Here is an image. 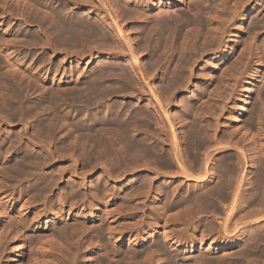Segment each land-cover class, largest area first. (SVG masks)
<instances>
[{
  "label": "bare ground",
  "instance_id": "obj_1",
  "mask_svg": "<svg viewBox=\"0 0 264 264\" xmlns=\"http://www.w3.org/2000/svg\"><path fill=\"white\" fill-rule=\"evenodd\" d=\"M38 1L39 0H0V10L2 11V14L4 13L5 16H13V18L15 16L17 17L18 14H21V16L16 18L18 20L17 23L20 24L21 22V25L24 24L29 28L32 26L35 28L36 25L35 30L36 32L37 30L39 31V33H35V35L31 32V29L30 31L27 29L28 31L26 30L25 32H22V29L19 28L17 30V28L15 29V27L13 28V26L8 25L11 23H7L8 26H6L3 20L0 23V36L2 35V32L4 33V37H0V46H2V42L7 39L5 45H12L11 47L14 46L16 50L18 48L21 53L26 51L24 57L21 58L19 57L20 55H14L7 50L9 51L7 52L8 59L11 63L10 73H8L9 71H6L9 69H5L6 72L3 69L0 71L1 73L3 71L5 72L1 74L3 77L0 78V185L4 183L6 186L3 187L2 185V187H0V196L3 193H9L5 192L7 189L10 190L17 184L25 183L21 189L18 187L20 193L18 192L19 194L14 196V198L8 202V206L4 209H6V211H16L18 217L24 219L27 213H31L35 209L33 204L39 200L41 202V199L51 197L54 189L59 187L61 183L65 182V176L68 173L73 174L75 172L76 175L73 176V181L70 179L71 181L69 183L64 184V186L62 185L63 189L61 188L62 191L60 190L61 193H59L58 201L61 207L58 209L55 208V202L50 204L51 207L49 208L54 212L53 217L51 216V218L56 222H59L61 219H72L71 226L74 229H71L70 232L73 231V233L77 232L79 229L80 231L82 230L79 226L74 227L76 226V223L82 224L83 227H85V231L90 229L93 230V228L97 231L105 218L110 224L108 229L105 226L108 230L106 231L109 237L114 240L116 238V243H125L128 241L131 244L143 245L142 243L150 238L146 233V227V230H143L142 227H139L142 224L138 226V224L132 222L129 224L127 223L128 226L125 225V223L124 226L123 224L120 225L119 220L122 218L126 220L133 219L132 213L129 212L133 207L124 210L126 209L124 208L125 205H128L129 203L126 202V204L122 205L123 203L121 204L119 197L121 198V196H123L122 198L124 199H131L142 193L144 195L145 193L143 191L145 190V187L147 189L146 194L149 195L153 191V187L157 184L155 190L158 195L155 194L157 195L155 202H157L158 207L162 210L160 211L161 214L157 215H161L160 221L163 222L161 223L156 220L158 221L157 226L164 227L165 237L171 242L172 246H176V248L177 246H184L186 248L188 246V248L192 250L195 249L196 246H199L200 243L203 245L202 247H204V249L209 251L217 250L223 251V253L230 251L228 254L226 252V255H214L215 257L213 258L216 260L217 264H244V261L246 264H252L248 261L249 259L251 261L253 254V256H255V253H258L261 256L264 255V86L263 88L261 87V91L256 95V97H258V101L256 100L258 103H255L256 101L254 102L256 105L251 107L253 110L249 113L250 115L248 114L250 109L247 106L248 102L235 105V108L228 112L230 122L225 124L223 130L219 122H215V124L210 127L211 124L206 125V123H204L207 121L206 118H197L195 112L198 111L199 105L197 106L196 103H199V98L202 99V97L207 94H203L204 89H206L202 87L203 85H200L199 88L197 87L198 91L195 95L193 94L192 96L188 94L189 100L183 102V108L180 110V113L177 111V114L176 111H173V107L175 108V106L172 102L175 91L180 89V86H184V82L192 77L193 73L191 74L189 69L194 65L195 59H197V53L195 52L197 51V44L200 37L202 36L203 38V35H205L203 34L205 23H208L206 24L208 25V32L206 31L207 29L204 30L206 31V35L209 32H211V34L215 32L214 34L217 36V32L219 33L221 28L217 25L218 29H214V22H218L221 27H224L223 30H221V33H223L227 28L225 21H232L234 19L236 21L237 17H242V24L247 14L253 12L254 14L250 17V27L248 32L250 31L251 40L254 41V37H257L258 32H260L259 28H264V0H257L258 2L253 8L251 7L253 0H233L234 3L232 4V7L230 6V2H232L231 0H169L167 2L168 5L164 3V0H159L161 3L159 8H162L165 4L166 7L162 8L156 14H152L151 12L156 9V4H159L157 0H62L65 1L63 4L59 2L60 5L58 6H56V4L51 5L52 8L53 6L56 7L50 10L45 8L42 4H38ZM47 1L48 0H46V2ZM211 1L214 3L216 2L214 14H212V12H207L212 10L210 8L212 7L210 3L212 4L213 2ZM46 2L44 0L45 4ZM20 5L22 7L27 6L30 10H22L20 9ZM258 5L260 6L257 7ZM179 6L180 10L178 12L175 7ZM14 7L16 10L18 8V10L20 9L22 12L20 13V11L17 10L19 13L17 12L16 15ZM83 8L85 11L87 10V13H84ZM207 8L210 9L206 11ZM1 11L0 15H2ZM13 14H15V16ZM205 14L208 15L205 16ZM205 17H207V21L205 20ZM13 20L15 21V18ZM127 20L133 21L136 24L138 23L136 41L135 38L133 39L131 37L127 25H124ZM242 26L243 25H240V30H242ZM34 28H32V30H34ZM11 31H14L15 35L12 36ZM249 33L248 36H250ZM214 34H212L213 37L211 38V42L219 40H215L216 38H214ZM206 35L204 36L205 40L203 43H208L206 40L210 36V33L209 36L207 35V38ZM137 41L139 42L138 45L141 46L140 49L145 53L151 54L150 58H147V63L143 64L141 62V58L138 55L139 47L136 45ZM217 42L215 43L217 44ZM243 42L246 43V39ZM248 45H250V42ZM35 46H41L46 48V50L48 49L49 53L47 54H50V59L59 58L61 63L58 64L57 61V65H51L50 63L49 69L41 71L40 68L44 65L41 66L40 64L48 59L46 58L47 55L44 54L46 51L43 52L42 56H40V53L36 58L33 53L35 60L33 61L34 58L30 60L31 62H29V65L26 67L30 76L27 75V71L23 69L26 61H21L20 59H29L33 52L30 53V50H33V48L30 49V47ZM261 46L264 51L263 45ZM248 49L247 53H250V49ZM262 49L261 52H263ZM243 50H245V47H243ZM256 51L254 52L256 53ZM2 52L3 51L0 52L2 57L6 56H3ZM254 52H251V54H254ZM256 55L259 56V53L257 52L255 56ZM1 58L0 68L2 66L1 63H3V61L1 62ZM86 58H89L90 62H95V65L93 64L94 66L87 74L81 71L80 68V65L88 64ZM101 59L103 62L99 61ZM245 59L247 60V58ZM28 61L26 64H28ZM98 61L101 64H98ZM114 61H124L125 65H117ZM68 63L69 66L67 65ZM162 65H165V68L163 69L161 78L165 80L164 82H167L166 89H168L167 92L163 87L167 92L165 93L164 91L165 95L167 94L165 97L162 94L163 91L159 86L160 83L157 79ZM6 67L7 66H5V68ZM35 67L37 68L35 69ZM21 69L27 74L24 72L22 73ZM61 69L63 70L62 73ZM53 70L55 73L53 72L54 75L52 74L53 76H51ZM7 73L9 75H4ZM48 83L52 84L50 85ZM185 92L190 93V90L187 88ZM136 93L141 96L140 99L137 98V101L145 100L146 107L141 105L131 106L132 104L129 105L130 102L127 103L126 99L133 97L132 95H135ZM137 94L136 96L139 97ZM114 98L122 99L121 101H116L113 100ZM204 101L203 102L206 103V99ZM192 103H195L194 105L197 106L195 107L197 108V111L193 110V113L191 112ZM62 105L69 106V111H72L70 113L73 114L74 119L70 121V124L69 122H66L67 119L62 118L61 116L67 112L66 110L61 114L54 111L55 116L52 115L55 118L54 121L52 120L53 117L50 113L47 112V110L53 111L59 109ZM210 106L207 108H210ZM103 107L104 109H102ZM39 111L41 113L46 112V114L42 116L40 120L37 119L38 123H36V131H33V125H31V131H33V133L35 132L34 136L36 137L33 135H28V137H26L29 140L30 145L27 142V144L23 143V141L26 140H20L19 130V136L14 134L17 136L16 137L12 135V133H7L10 132L8 131L9 129L4 130L5 127L4 129L2 127V120L6 117L5 115L12 118L15 122L18 119L20 121V118H23L24 114H29L25 115V117L29 116L30 118L31 113L37 115ZM201 111H198L199 114ZM234 112L235 114H233ZM64 115L66 117L69 116V114L66 113ZM211 115L213 117V114ZM248 115L250 116L249 118H247ZM8 117H6V120L4 119L6 122L9 120H7ZM48 117L50 119L44 121ZM60 118L64 120H61V122L64 123L62 125L68 128V130H63L69 132L63 133L62 129L57 127L61 126V122L59 121ZM23 119L27 121V118ZM23 119L21 121H23ZM56 119L59 121L60 125H54L53 122L56 123ZM49 120L50 122L52 120L51 123L53 124H51ZM234 123L236 127L233 128L232 125H234ZM152 128H154L153 130H156L155 133L152 132ZM22 129L24 130V128ZM23 130L21 134L24 132ZM26 131L25 133H27ZM71 135L74 136L72 141L70 140ZM37 137L39 139L47 138L49 143L53 140L57 141V149L59 150H69L72 153L78 151L81 156L79 158L83 160L85 166L89 167L85 168L86 170H84V172L88 171L87 169L91 170L100 164H104V167L100 165L104 168V183L101 182L100 179L103 176L97 178L98 180L96 179L97 182L95 183L92 181L89 183L90 179L88 180L87 177L82 178L81 175L78 174L79 172L76 171V167H74V164L76 163L74 162V158H72L74 160L71 163H64V167H59L61 169L57 168V173L54 170L51 171V169L50 171L48 170L51 173L47 172L46 168L52 163L51 159L57 158L60 154L57 156V150L55 154L52 147L48 148V151L46 150L44 155H41L40 153L37 154L35 149L48 147H44L45 144L47 145L45 142L46 140L44 141L42 139L45 143L42 144L43 141L40 140L41 142H39V140H36ZM68 140H70L69 143L67 142ZM66 152L68 153V151ZM3 153L5 156L2 155ZM2 157L5 159H2ZM215 158L221 159L216 161ZM73 162L74 164H72ZM70 168H73L75 171H70ZM160 169L161 171L165 169L166 172L160 173ZM129 171L134 174H131L133 177L131 179L129 178V182H127L128 180L126 176V179L120 178L121 180H118L119 177H123L122 174L129 173ZM89 172L90 171L87 173ZM74 179H78L76 183L74 182ZM187 181H189L188 185L186 184ZM111 182L114 184L119 183V185L121 182L122 185L119 186V189L118 187L112 189V186L110 189L108 185H111ZM190 182H194L195 186H192L191 188L192 184H189ZM127 185H129V187L132 186L133 192L132 189L129 188V190L127 189L128 191L126 190L127 192H124L123 187ZM88 186H91L90 189H93V192L95 191L94 194L96 197L97 194L99 195L102 194V192L107 191L104 196H108V198H106V201L104 202L105 208L103 207L102 209V212L104 209L106 211L105 217L102 216L104 214L101 215V208H98L99 205L96 206V209L93 208L95 205L92 206L89 204L90 202H88L87 205L88 208H90L89 212L86 210L87 208L84 207V204L86 203L83 204V202L86 196H83V193L85 192H83V190ZM2 188H6V190L2 191ZM140 189L144 190L140 192ZM99 190H102V192L100 193ZM4 195L1 197L2 199L4 198ZM100 197L102 198V195ZM90 198H92V196H90ZM102 200H104V198ZM215 200H219V202L216 204ZM219 203L222 207L224 206L222 210L224 214L220 211ZM115 204H117V206ZM81 205L82 208L80 207ZM139 205L140 204H138L137 207L134 205L133 209L138 208ZM68 206H70L68 209L69 211L66 209ZM79 208L82 210H79ZM139 208L141 207L139 206ZM139 208L136 210L139 211ZM209 208L214 210H212L213 214H217L216 216L214 215L215 217L213 216V220L216 219L219 222V227L218 224H214V222L213 224L209 223L210 226H207L210 228L209 232L216 231L215 237L210 242L207 241L208 243H206V240H204L203 237H200L203 235L199 236L200 239L197 238L198 236L195 238L193 235L192 237L197 240V243L193 241V238L190 240L189 237L190 244L187 245V243L184 242V239H186L187 236H184L181 232L179 234H183V236H177L174 231L172 232L171 230H168L167 224L169 223V220H173L174 225L177 226L179 221H183L182 218L185 217L183 215L185 212L189 211L190 215L189 213H186V215L191 217V215L195 216L196 213L203 214V212H205L207 214ZM6 211L3 212L5 213ZM130 211L132 212V210ZM169 211H171V213H169ZM75 213H77V215ZM36 215L40 216L41 212L34 211V216L36 217ZM134 219H137L136 216ZM205 220L207 221L208 219ZM205 220L203 218V222ZM136 221L139 220L137 219ZM209 221L210 220H208V222ZM188 222L186 221V223ZM208 222L205 223L207 224ZM131 224H134L135 227L132 228ZM152 224L154 225V223ZM188 224L192 225L193 223L191 224L190 222ZM68 225L70 224L68 223ZM204 225L202 229H206L204 232H207L208 228L206 225L204 227ZM157 226L151 227V238H153V236L156 238L160 234L161 228L159 227V229ZM61 227H63L62 229L65 231L66 229H68V231L70 229L66 228L67 226L65 227V225ZM86 228L89 229L86 230ZM41 229L42 231L37 233L38 238H35V241L38 239L39 242L44 239V241H47L46 244L48 245L49 240L46 239L48 238L53 241H49L50 244L52 242L51 246H54V240L52 239L56 233L54 232V229H45L42 227ZM141 229L143 231H140ZM148 229H150V224ZM203 230H201V234H203ZM100 231L104 233V231L98 230V235L100 234ZM81 232H84V230ZM74 234L72 237H74ZM77 235L80 236V234ZM103 235L101 234L100 236ZM55 238L57 237L55 236ZM74 239L76 238H73V240ZM44 241H42V243ZM159 241L155 243V240V242L153 241L154 243H151L146 247L144 246L141 249L139 248L137 252L128 249L125 254H111L112 252L109 251V249L107 250V248H104L105 251L103 254L99 253L101 256H94L95 254L93 255L92 253L94 257L98 256V261H96L97 258L95 260L93 256H90V262L87 264H131L133 261L135 264L137 259L143 254H145L144 259L139 261V258L136 262L137 264H155V261L160 259L156 260V254H154L157 250L156 248L160 247L161 249V246L158 245L160 243ZM2 242L3 236L0 234L1 251L4 249ZM61 242L64 244L65 241ZM91 242L90 244L93 243ZM75 243H78V241ZM94 243L93 245L96 246ZM96 243L99 244L98 242ZM80 245H74V247ZM81 246L80 248H82ZM22 247L23 245L21 241H15L12 249L13 264H24ZM48 247L45 245L43 250L48 249ZM96 247L98 248V246ZM163 250L161 249L162 252ZM75 252L78 254L76 250ZM201 252L203 253V251H200V253ZM82 253L83 252H81V254ZM165 253H167V255ZM165 253L168 262L164 264H188L187 259L189 257H180L181 254L179 253L180 255H178L176 250ZM200 253H198V255ZM72 254V256H76L74 253ZM203 254L199 256L197 255V261L209 264L210 262L208 263L206 261L209 259L207 258L209 254H206L207 257ZM83 256L84 255L82 254V257ZM256 256L254 258H256ZM261 256H257L260 258H258V260L264 258L263 256L261 259ZM159 257L162 258V256ZM204 258L207 259L204 260ZM68 259H70V257ZM73 260L72 262L69 261V263H73ZM160 261L162 260L160 259ZM160 261H157V264H163ZM79 263L82 264L81 259ZM34 264H38V262H35ZM253 264H256V262H253Z\"/></svg>",
  "mask_w": 264,
  "mask_h": 264
},
{
  "label": "rangeland",
  "instance_id": "obj_2",
  "mask_svg": "<svg viewBox=\"0 0 264 264\" xmlns=\"http://www.w3.org/2000/svg\"><path fill=\"white\" fill-rule=\"evenodd\" d=\"M27 1V0H26ZM50 0H48L47 2L49 3V5H48V3L46 2V0H45V2H46V4L44 3V0H39L38 1V4H42L45 8H47L48 10H50V9H53V8H55L56 6H58V5H60V3L61 4H63L65 1H58V0H51L50 2H49ZM158 1V3L159 4H156L157 6H156V9H154V10H152V14H156L158 11H160L162 8H164V7H166L165 5L167 4L168 5V1L169 0H164L165 2L164 3H166L164 6H162V8L160 7L159 8V5H161V3H160V1L159 0H157ZM232 2H230V6L232 7V4L234 3V1L233 0H231ZM60 2V3H59ZM211 2H213V1H211ZM258 1L257 0H253V2H252V8L253 7H255V4L257 3ZM44 3V4H43ZM54 3V4H53ZM56 4V6H53V8H52V6L51 5H55ZM210 5L212 6V7H210L212 10H210V11H207V10H209L208 8L206 9V11L207 12H212V14H214V12H215V5H216V2L214 3H210ZM14 6V5H13ZM21 6V5H20ZM20 6H18V7H20ZM260 5H258L257 7H259ZM17 7V6H16ZM81 7V6H80ZM15 8V7H14ZM28 7L26 6V7H20V9H22V10H25V11H29L30 9L28 8ZM18 10V8H17V10L18 11H20V13L22 12L21 10ZM175 9L179 12V10H180V6L179 7H175ZM14 10H16V8L14 9ZM16 10V15H17V11ZM83 10H84V13H87V10L85 11V9L83 8ZM1 11V10H0ZM19 13V12H18ZM1 14H2V11H1ZM209 14V13H208ZM208 14H205V16H207ZM212 14H211V16H212ZM254 13L253 12H249L248 14H247V16L244 18V22L241 24V19H242V17H237L236 18V21H235V19L234 20H230V21H225V24H226V26H227V28L225 29V32H223V33H221L222 31L221 30H223V28L224 27H221L220 25H219V23L218 22H214V25H213V28L214 29H218V27H217V25L219 26V28H221V30H220V34L217 32V36H215V32H213L212 34H214V38H216L215 40H217V39H219L220 40V42H219V40H217V41H215V42H217V44L215 43V42H211V38L213 37V35L211 34V32H209L210 33V36H209V33L206 35V31L208 32V25H206V24H208V23H205V29L204 30H206V31H204L203 30V34H205L206 35V38H207V42L208 43H203L204 42V40H205V38H204V36L205 35H203V38H202V36L200 37V39H199V41H198V44H197V51L195 52V53H197V55H198V57H197V55H196V58L197 59H195V62H194V65L193 66H191L190 68L191 69H189L190 71V73L192 74V77L189 79L188 78V80H186L185 82H184V86H180V89H178L177 91H175V94H174V98H173V100H172V102L174 103L173 105L175 106V108L173 107V111L175 112L176 111V113L178 114V112L180 113V110H182V108H183V102H186V101H188L189 100V98H188V94L189 95H192L193 96V94L195 95L196 94V92L198 91V88H199V86L201 85H203L202 87L203 88H206V89H204V92H203V94H205V93H207V94H205L203 97H202V99H198L199 100V103L201 102H203L205 99H206V103H196V105L198 106L199 105V108H198V111H201L200 112V114H199V112L197 111V108H195V107H197V106H195L194 104L195 103H192V109H191V112L193 113L194 111H197V112H195L196 113V115H197V118L198 117H204V118H206L207 119V121H205L204 123H206V125H209V124H211L210 125V127H212V125H214L215 124V122H219V124L221 125V127H222V130L224 129V126H225V124H228V122H230V117L228 116V112L230 111V110H233L234 108H235V105H238V104H241V103H245V102H248V104H247V106H248V108H250L249 109V112H248V114L249 113H251L252 112V110H253V108H251L252 106L254 107L256 104L255 103H258L257 101H258V97H256V95H258V93L261 91V87L263 88V86H264V51H263V49L261 48L262 46L261 45H263V47H264V28H262V29H260L259 28V31L260 32H258V36L257 37H254V41L253 40H251V35H250V31L248 32V30H249V27H250V17L253 15ZM14 16H15V14H13ZM19 16H21V14H18V16L17 17H19ZM3 17V18H2ZM16 16L14 17L15 18V21L13 20L14 18H13V16H8V15H6L5 16V14L3 13L2 15H0V23H1V21L3 20L4 22H5V24H6V26H8V25H10V26H13V28L15 27V29L17 28V30L20 28V29H22L21 31L22 32H25L27 29L30 31V29H31V32L32 33H39V31L37 30V32H36V25H35V28H34V26H32V27H27V26H25L24 24L23 25H21L22 23L20 22V24L19 23H17L18 22V20L16 19L17 18ZM2 18V19H1ZM205 20L207 21V17H205ZM227 20V19H226ZM7 23H11V24H8L7 25ZM217 23V24H216ZM234 24V25H233ZM124 25H127V29H128V31L130 32V35H131V37L134 39L135 38V41L137 40V29H138V23L136 24V23H134L133 21H126V23L124 24ZM240 25H243L242 26V30H240ZM23 27H25V28H23ZM7 28V27H6ZM32 28H34V30H32ZM239 28V29H238ZM244 28V29H243ZM246 28V29H245ZM27 30V31H28ZM244 30V31H243ZM33 31H35V32H33ZM246 31V32H245ZM258 31V30H257ZM12 32V36L13 35H15V32L14 31H11ZM239 32V33H238ZM249 33V35L250 36H248V33ZM1 33V32H0ZM4 33L2 32V37L1 38H3L4 37V35H3ZM35 34V35H36ZM39 35V34H38ZM222 35V36H221ZM248 36V37H247ZM221 37V38H220ZM209 39H210V41H209ZM246 39V43L245 42H243L244 40ZM249 39V40H248ZM7 40V39H6ZM6 40H4L3 42H2V46H0L1 48V50H0V52L1 51H3L2 52V54H3V56L4 55H6V56H4V57H2V55L0 56V58H1V62L3 61V63H1L2 64V66H1V68H0V71H2L1 69H3L4 71H5V69H9V70H6V71H9L8 73H10V67H11V63L9 62V59H8V53L7 52H9V53H11L12 52V54H14V55H20L19 57H21V58H23L24 57V53H26V51L25 52H20L19 50H18V48H17V50L15 49V47L13 48V47H11L10 45H5L6 43ZM251 41H253L255 44H257V45H255L253 42H251ZM263 41V42H262ZM250 42V45H248V43ZM4 43V44H3ZM138 41L136 42V45H137V47H139L138 48V55L140 56V58H141V62L144 64V63H147V61H148V59L150 58V56H151V54H148V53H145L142 49H140L141 48V46H139L138 45ZM213 43V44H212ZM215 43V44H214ZM220 43V44H219ZM206 44H208V45H206ZM245 44H247V45H245ZM254 44V45H253ZM17 45V44H16ZM201 45V46H200ZM5 48H4V47ZM248 46V47H247ZM252 46V47H251ZM257 46V47H256ZM7 47V48H6ZM35 47H37V46H35ZM35 47H30V49H32L33 48V50H30V53H31V59H30V57H29V59L27 58V59H20L21 61H26V63H27V61H28V64H26L25 63V67L23 68L25 71H27L26 70V67L29 65V62H31L30 60H32L33 58H34V54H35V58L40 54V56H42L43 55V52H45L44 54L45 55H47V57L46 58H48V59H46L45 60V64L44 63H42V64H40L41 66H43V67H41L40 69H41V71H44V69L46 70V69H49L50 68V63H51V65H57V62H58V64H60L61 63V60H59V58H52V59H50V54L48 55L47 53H49V50L47 49L46 50V48H43V47H41V46H38L37 48H35ZM243 47H245V50H243ZM247 47V48H246ZM251 47V48H250ZM39 48V49H38ZM43 49V50H41V49ZM250 50H249V49ZM257 48V49H256ZM6 49V50H5ZM10 49H12V50H10ZM16 51H15V50ZM37 51H35V50ZM38 49V50H37ZM198 49H199V51H198ZM201 49V50H200ZM247 49L249 50V52L250 53H247L248 51H247ZM253 51H252V50ZM259 49V50H258ZM261 49H262V51L263 52H261ZM5 50V51H4ZM7 50H9V51H7ZM140 50V51H139ZM256 50H258V51H256ZM161 51V50H160ZM245 53H243V52ZM254 51H256V53L258 52L259 53V56H260V54H261V56L259 57V56H255V52ZM251 52H254V54L252 53L251 54ZM4 53H7V54H4ZM34 53V54H33ZM38 53V54H37ZM251 54V55H250ZM22 55V56H21ZM33 56V57H32ZM250 56V57H249ZM263 56V57H262ZM149 57V58H148ZM240 57V58H239ZM247 58V60L245 59V58ZM35 58L33 59V61L35 60ZM148 58V59H147ZM260 59V60H258V59ZM2 59H6V60H2ZM50 59V60H49ZM57 59V60H56ZM49 60V61H48ZM53 60V61H52ZM252 60V61H251ZM55 61V62H54ZM57 61V62H56ZM86 61H88V64H82V65H80L79 67L81 68V71H83L85 74H87L88 73V71L95 65V62H90V59L89 58H86ZM100 62H103L102 61V59L101 60H99ZM98 61V64H101L100 62ZM8 62V63H7ZM261 62V63H260ZM49 63V64H48ZM114 63H116L117 65H125V62L124 61H114ZM94 64V65H93ZM97 64V63H96ZM4 65V66H3ZM46 65V66H45ZM68 66H69V63L67 64ZM5 66H7V67H9V68H5ZM48 67V68H47ZM193 67V68H192ZM247 67V68H246ZM37 67H35V69H36ZM165 68V65L163 66L162 65V67H161V70H160V72L158 73V76H157V79L159 80V86L162 88V94L164 95V97L167 95H165V93H167L168 92V89H166V87H167V82H164L165 80L164 79H162L161 77H162V72H163V69ZM238 68V69H237ZM23 69H21L22 70V73L24 72V70ZM43 69V70H42ZM62 70V69H61ZM3 71V72H4ZM5 71V72H6ZM68 71H69V69H68ZM192 71V72H191ZM228 73H227V72ZM2 72V73H3ZM4 72V73H5ZM54 70L51 72V76H53L54 75ZM63 72V70L61 71V73ZM212 72V73H211ZM1 72H0V78L1 77H3V75H1L2 74ZM4 74V75H9V74ZM25 74H27L28 73V71H27V73L26 72H24ZM209 73H211V74H209ZM53 74V75H52ZM202 74V75H201ZM207 74H209V75H207ZM27 75H29L30 76V74L28 73ZM203 75H206V76H203ZM212 75V76H211ZM211 76V77H210ZM211 79V80H210ZM162 81V82H161ZM236 83V84H235ZM48 84H52V83H48ZM49 85V86H50ZM164 85H166V86H164ZM186 85V86H185ZM51 87V86H50ZM166 89V91H165V89ZM198 87V88H197ZM184 88V89H183ZM189 89L190 90V93H188V92H185L186 91V89ZM219 88V89H218ZM208 92H207V91ZM164 91H165V93H164ZM216 93V94H215ZM137 94V93H136ZM136 94L135 95H132L133 97H129V98H127L126 99V101H127V103H129V105H131V106H139V105H141V106H145L146 107V104H145V102L142 100V101H137V98H139L140 99V95L139 94H137V95H139V97L138 96H136ZM230 94V95H229ZM208 95V96H207ZM228 96V97H227ZM135 97V98H134ZM121 99L122 98H114L113 100H116V101H121ZM215 99V100H214ZM248 99V100H247ZM257 100V101H256ZM134 101V102H133ZM256 101V102H255ZM198 102V101H197ZM221 102V103H220ZM255 102V103H254ZM134 103V104H133ZM176 103V104H175ZM215 103V104H214ZM137 104V105H136ZM106 105V104H105ZM193 105H194V107H193ZM211 105V106H210ZM224 105V106H223ZM229 105V106H228ZM203 106V107H202ZM208 106H210V108H207ZM232 106V107H231ZM65 108V109H64ZM69 106H61L59 109H60V111H59V109H56V110H47V112L48 113H50V115L52 116V115H54V111H57V112H59V114H61L62 112L64 113L65 112V110L67 111V112H65L66 114H69V116H70V114H71V116L73 117V114L72 113H70V112H72V111H69ZM202 108V109H201ZM204 108V109H203ZM207 108V109H206ZM212 108V109H211ZM102 109H104V107L102 108ZM196 109V110H195ZM200 109V110H199ZM225 109V110H224ZM70 110H71V108H70ZM194 110V111H193ZM223 110V111H222ZM46 111V110H45ZM104 111V110H103ZM178 111V112H177ZM217 111V112H216ZM219 111V112H218ZM220 111H221V113L223 114V116H222V114L220 113ZM227 111V112H226ZM207 114H206V113ZM214 112V113H213ZM64 113V114H65ZM198 113V114H197ZM46 114V112H38L37 113V115H35L34 113H31L30 114V118H29V116H26L25 117V115H29V114H24V117L23 118H27L26 120L27 121H25V119H23V118H20V121H19V119L17 120V119H15V120H17V121H15L14 122V120H12V118H10V117H8L7 115H5L6 117H8L7 118V122L5 121L6 120V117L2 120L3 121V123H2V127H3V129H4V127H5V129L4 130H8V131H10V132H7V133H12V135H14V134H16L17 136H19V133H20V140H26V141H23V143H25V144H29V140L26 138V137H28V135H35L34 133H33V131H36L35 129V127L37 126L36 125V123H38V121H37V119L38 120H40V118L42 117V116H44ZM64 114H62L61 116H62V118H64V119H67V120H69V121H67L66 120V122L68 123L69 122V124L71 123L70 121H72L73 119H74V117L72 118L71 116L69 117H66ZM211 114H213V117H212V115ZM221 114V115H220ZM233 114H235V112L233 113ZM31 115H33V116H31ZM64 115V116H63ZM195 115V116H196ZM200 115V116H199ZM218 115H219V117H218ZM250 115V114H249ZM247 116V118H249L250 116ZM50 116V117H51ZM55 116V115H54ZM54 116H52L53 117V121H54ZM216 116V117H215ZM31 117H32V119H31ZM66 117V118H65ZM208 117V118H207ZM227 117H229V118H227ZM29 118V119H28ZM62 118H60V122H61V120H62ZM196 118V117H195ZM10 119H11V122H10ZM23 119V121H21ZM37 121H35V120ZM47 119H50L49 117L48 118H46L44 121H46ZM206 119H203V120H206ZM229 119V120H228ZM30 120V121H29ZM52 120H51V122H52ZM57 120V119H56ZM196 120H198V119H196ZM211 120V121H210ZM248 120V119H247ZM5 121V122H4ZM25 121V122H24ZM34 121V122H33ZM48 121V120H47ZM59 121L57 120V122L55 123V122H53L54 123V125H56V124H58V125H60V123H59ZM62 121H64V120H62ZM220 121H222V122H220ZM8 122H10V123H8ZM13 122V123H12ZM25 124H24V123ZM27 122V123H26ZM49 122H50V120H49ZM49 122H47V123H49ZM50 122V123H51ZM23 125H22V124ZM29 123V124H28ZM35 123V124H34ZM53 123H51V124H53ZM213 123V124H212ZM3 124H4V126H3ZM62 124H64L63 122H61V126H57L58 128H61L62 129V132L63 133H66V132H69V131H66V130H68V128L66 127V126H64V125H62ZM31 125H33L32 127L34 128V130L33 131H31ZM35 125V126H34ZM23 126H25V127H23ZM29 126V127H28ZM63 127V128H62ZM232 127L234 128V127H236L235 126V123H234V125H232ZM231 127V128H232ZM264 127V126H263ZM22 128H24V130L22 129ZM12 131H11V130ZM20 129H22L24 132L21 134V132H22V130H20ZM63 129H66V130H63ZM154 128H152L151 130H152V132H156V130H153ZM20 132H19V131ZM27 130V131H26ZM25 131L27 132V133H25ZM30 131V132H29ZM13 132H15V133H13ZM19 132V133H18ZM18 133V134H17ZM27 135H25V134ZM23 134H24V136H23ZM16 135H14V136H16ZM21 135H22V137H21ZM4 136V135H3ZM16 136V137H17ZM34 137H36V136H34ZM71 137V138H70ZM69 138H70V140L72 141V138L74 137L73 135H71ZM47 143V145L44 143V141ZM38 138L37 137V139L36 140H39V142H41V141H43V143L42 144H45L44 145V147L45 146H48V147H45V148H37V149H35V152L37 153V154H41V155H44L45 154V151L47 150L48 151V148H51L52 147V150L53 151H55L54 153L56 154V150H57V158H50L51 160H52V163L46 168V171L47 172H49L50 171V169H51V171L52 170H54V171H56V173L58 172V169L57 168H59V167H64V165L66 164V163H71L74 159H75V161L74 162H76L75 164H74V162L72 163V164H74L73 166L74 167H76V171L77 172H79L78 174L79 175H81V177L83 178V177H87L88 178V180H89V183H91L90 181H92L93 183H95V182H97V178H100V176H103V177H101L100 179H101V182H103L104 183V181H105V178H104V172H103V170H104V168H102V167H104V164L102 165V164H100L99 166H96L95 168H92L91 170L90 169H87L88 171H90L89 173H87L88 171H86V172H84V170H86L85 168H89V167H87V166H85L84 165V162H83V160H81V158H79V157H81L80 156V154L78 153V151H74L73 153L71 152V151H69V150H65V151H62V150H59V149H57V144L56 143H58L57 141H55V140H53L52 142L53 143H55V144H53L50 140V143L47 141L48 139L47 138ZM75 139V138H74ZM41 140V141H40ZM70 140H68L67 142L69 143L70 142ZM55 141V142H54ZM27 142V143H26ZM50 144V145H49ZM52 144V145H51ZM30 145V144H29ZM56 146V147H55ZM47 148V149H46ZM56 148V149H55ZM40 149V150H39ZM42 149V150H41ZM39 151H41V152H39ZM43 151V152H42ZM58 151H59V153H58ZM63 153V152H65V153H61V152ZM66 151H68V153L66 152ZM71 152V153H70ZM78 153V154H77ZM66 154V155H65ZM70 156H69V155ZM3 156H5V154L3 153L2 154ZM64 155V156H63ZM66 156V157H65ZM76 156V157H75ZM4 157H2V159H3ZM64 158V159H63ZM67 158V159H66ZM71 158V159H70ZM72 158H74V159H72ZM1 159V158H0ZM5 159V158H4ZM53 159H55V160H53ZM221 159V158H220ZM219 158H215V160L216 161H219L220 160ZM68 162H67V161ZM77 160V161H76ZM80 160V161H79ZM65 163V164H64ZM217 163V162H216ZM77 164V165H76ZM84 166H83V165ZM52 165V166H51ZM55 165V166H54ZM54 166V167H53ZM50 167V168H49ZM73 167V168H74ZM84 167V168H83ZM61 168H59V169H61ZM73 168H70V171H75ZM55 169H57V170H55ZM102 169V170H101ZM49 170V171H48ZM80 170V171H79ZM249 170H250V168H249ZM54 171H53V173H54ZM82 171V172H81ZM102 171V172H101ZM160 171V173H164V172H166V170L165 169H163L162 171H161V169L159 170ZM72 172V173H73ZM145 172V171H144ZM148 172V171H147ZM253 172V171H252ZM49 173H51V172H49ZM53 173H52V175H53ZM83 173V174H82ZM84 173H85V175H84ZM55 174V173H54ZM71 173H68L66 176H65V182L64 183H61L60 184V186L59 187H57V188H55L54 189V192H53V194H52V196L51 197H49V198H44V199H41V202H40V200L38 201V202H36L35 204H33V206H35V209L31 212V213H27V215L24 217V219H21V217H18V215H17V212L16 211H6V209H4L6 206H8V202H10V200H12L13 198H14V196H17L20 192V189L22 188V186L23 185H25V183H21V184H17L16 186H14V187H16V188H14V187H12V189H10V190H6V188H2V191L3 190H6L5 192H9V193H3L1 196H0V212L2 213H0V234H1V236H3V245H4V249H2V251L0 252V255H1V257H0V264H13V253H12V249H13V245H14V243H15V241H17V240H19V241H21L22 242V245H23V247H22V251H23V256H24V264H34L35 262H38V264H60L61 262L63 263V264H70L69 263V261H71L72 262V260L75 262L76 260V262L74 263H71V264H80L79 262H80V259H81V263L82 264H87V263H89L90 262V258L94 255V256H96V255H100L101 256V254H99V253H102L103 254V252L105 251V249L104 248H107V250L109 249V251H111L110 253L111 254H117V253H122V254H125L126 253V251H128V249L130 250V251H132L133 250V252H137L138 250H139V248L141 249L142 247H146L147 245H149V244H151V243H154L155 242V240H156V242L155 243H157V241H159L158 243V245L159 246H161V249L163 250V248H164V250H163V252L165 253V252H172V251H175L176 250V252L178 253V255H180V257H182V256H184V258H188V259H191V260H188L187 259V263L188 264H204L202 261H197L198 259H196V258H198V256L199 255H202L203 253V255L204 256H206L207 257V255H208V257L207 258H209V259H207V258H204V260H206L209 264H211V262H212V264L213 263H216V260L213 258V257H215V256H217V255H219V254H221V255H224L225 253H223V251H217V250H211V251H209V250H207V249H204V247H202L203 245H201L200 243H199V246H196V248L195 249H189L188 248V246H187V248L186 247H184V246H177V248H176V246H172V244H171V242L169 241V240H167L166 239V237H165V234H164V227L163 226H157V224H158V221H160V219H161V215H157V214H161V212L160 211H162V210H160V208L158 207V205H157V202H155V198H157V192H156V187H157V184L155 185V187H153V191H155V192H151V194H146V191H147V189H146V187L142 190V189H140V192L141 191H143L145 194L143 195V193L142 194H140L139 196H135V197H132L131 199H127V198H122L123 196H121V198L119 197V201L121 202V204L122 205H124V204H126V202L127 203H129L128 205L126 204L125 205V207L124 208H126V209H124V210H128L127 208H129L130 209V207H133L134 208V205H136L135 207H137V205L138 204H140L139 206L141 207V208H139V206H138V208H139V211L138 210H136V209H138V208H136V209H130V210H132V212L129 210V212L130 213H132V215H133V219H124V218H122V219H120L119 220V222H120V225H122L123 224V226H124V223H125V225H127V223L129 224L130 222H132V223H136V224H138V226L140 225V224H142L141 226H139V227H142V229L143 230H146V228H147V230H146V233L149 235V237L151 238L152 236H150L151 235V231H152V229H151V227H155V226H157L159 229H160V234L156 237V238H154V236H153V238H149V239H147V240H145L142 244L143 245H135V244H131L130 242H128V241H126L125 243H116V238H115V240L113 239V238H111V237H109V235H108V233H107V229H108V227L110 226V224H109V221H107L105 218H104V220H103V222L101 223V225H100V227H99V229L98 230H102V231H104V233L103 232H99L100 234L98 235L97 234V231H95V228H93V230L92 229H90V230H87V229H89V228H86V230L87 231H85V227H83V225L82 224H78V223H76L75 225L76 226H74V227H77V226H79L80 228H82V230L81 231H83L84 230V232H81L80 231V229L77 231V232H74L73 233V231L72 232H70L71 231V229H74L72 226H71V224H72V219L70 220V219H61L59 222L61 223H59V222H56L55 220H53L52 218H51V216L53 217V210H51L49 207H51V203H54V205L56 204V206H55V208H59V207H61L60 206V203L58 202L59 201V193H61V188L63 189V187H62V185L64 186V184H67V183H69L72 179H73V176L74 175H76V173L74 172L73 174H71ZM88 174V175H87ZM93 174V175H92ZM127 174V175H126ZM126 174H122L123 175V177H119L118 178V180H121V179H126V177H127V182H129L130 181V179L133 177L132 175H134L132 172H130L129 171V173L127 172ZM130 174V175H129ZM132 174V175H131ZM146 174V173H145ZM84 175V176H83ZM69 176H70V178H69ZM72 176V177H71ZM99 176V177H98ZM126 176V177H125ZM128 176H131V177H128ZM80 177V176H79ZM80 177V178H81ZM90 177V178H89ZM96 177V178H95ZM93 178H94V181H93ZM121 178V179H120ZM130 178V179H129ZM71 179V180H70ZM97 179V180H96ZM78 179H74V182L76 183V181H77ZM73 181V180H72ZM188 182L189 181H187L186 182V184L188 185ZM158 183V182H157ZM194 182H190L189 184H192L191 185V188H192V186L194 187L195 186V183L193 184ZM186 184H185V186H186ZM2 185H3V187H6L5 186V184L4 183H2ZM2 185H0V187H2ZM122 185V183L120 182V185H119V183H113V182H111V185L109 184L108 185V187H110V189H111V186H112V189L114 188L115 189V187H118V189L120 188L119 186H121ZM128 186V187H127ZM127 186H125V187H123V190H124V192H127L129 189H132V192H133V188H132V186H130L129 187V185H127ZM185 186H184V188H185ZM20 189H19V188ZM89 187V188H88ZM88 187H86V189L85 190H83V196H86L85 198H84V202H83V204L84 203H86V204H82L85 208H87L86 210L89 212L90 211V208H88V202H90L89 204L90 205H92V206H94L93 208H96L97 209V207L96 206H98V208H101V215L102 214H104V215H102V216H104L105 217V209L103 210V212H102V209H103V207H104V202L106 201V198H108V196L107 197H105L104 196V194L105 193H107V191H105V190H103V191H105V192H102V190H99L100 191V193L102 192V194H97V197L95 196V194H94V192H93V189H90L91 188V186H88ZM11 188V187H10ZM129 188V189H128ZM89 189H90V191H89ZM128 189V190H127ZM14 190V191H13ZM61 190V191H60ZM97 190V189H96ZM127 190V191H126ZM13 191V192H12ZM19 192V193H18ZM89 192H90V195H89ZM11 193V194H10ZM14 193V194H13ZM88 193V194H87ZM4 194H6V195H4ZM92 194H94V195H92ZM155 194H157V195H155ZM3 195H4V198L2 199L1 197H3ZM88 195H89V197H88ZM102 195V198L100 197ZM143 195V196H142ZM148 195V196H147ZM90 196H92V198H90ZM95 197V199H94V197ZM98 196H99V198H98ZM104 196V197H103ZM156 196V197H155ZM125 197V196H124ZM139 197V198H138ZM98 198V199H97ZM104 198V200H102ZM137 198V199H136ZM102 201H101V200ZM42 200H44V201H46V202H44V201H42ZM52 200V201H51ZM54 200H56V201H54ZM99 200V201H98ZM127 200V201H126ZM101 201V202H100ZM133 201H134V203H133ZM141 201H143V202H141ZM6 202V203H5ZM103 202V203H102ZM138 202V203H137ZM217 202H219V200L217 201V200H215V203L217 204ZM59 205H58V204ZM91 203H93V204H91ZM98 203V204H97ZM40 204V205H39ZM47 204V205H46ZM49 204V205H48ZM134 204V205H133ZM152 204V205H151ZM38 205V206H37ZM47 207H46V206ZM82 205L80 206L81 208H82ZM116 206H117V204H115ZM114 205V206H115ZM131 205V206H130ZM219 206H220V211L223 213V208H224V206L222 207L221 205H220V203L218 204ZM121 206V205H120ZM152 208H151V207ZM69 207L70 206H68L66 209H67V211H69L68 209H69ZM39 208V209H38ZM49 208V209H48ZM105 208V207H104ZM156 209H157V213H156ZM194 209H195V207H194ZM193 209V210H194ZM196 209H197V207H196ZM79 210H82V209H80L79 208ZM133 210H134V212H133ZM138 212H136V211ZM143 210V211H142ZM212 208L210 209L209 208V210L207 211V214L205 213V212H203V214H201V213H196V215L195 216H192L191 215V217L189 216L190 215V213H189V211L188 212H185L183 215L185 216H183L184 218H182V220L183 221H179V223L177 224V226L176 225H174V221L173 220H169V225L167 224V226H168V230H171L172 232L174 231L176 234H177V236H180L181 234H179L180 232L181 233H183L184 234V236H187V238L186 239H184V242L185 243H187V245L188 244H190V240H191V238H193V241L194 242H196L197 243V240H195V238L197 237L198 239H200L199 238V236L200 235H203V236H200V237H203V239L204 240H206V243H208V242H210L214 237H215V234H216V231L214 232H209V227H207V226H210V224H213V222H214V224H218L219 222L215 219V220H213L214 219V217L217 215V214H213V212H212ZM3 211H6L5 213L3 212ZM34 211H40L41 212V215L40 216H37L36 215V217L34 216ZM42 211H43V213H42ZM78 211V210H77ZM206 211V210H205ZM211 211V212H210ZM214 211V210H213ZM160 212V213H159ZM209 212H210V214H209ZM169 213H171V211H169ZM186 213L188 214L189 213V218H188V216L186 215ZM3 214H5V215H3ZM10 214V215H9ZM76 215H77V213H75ZM213 214V215H212ZM224 214V213H223ZM222 214V215H223ZM138 215V216H137ZM169 215V214H168ZM198 215V216H197ZM203 215V216H202ZM207 215V216H206ZM215 215V216H214ZM28 216V217H27ZM35 218H34V217ZM135 216H136V218L139 220V221H136L137 219H134L135 218ZM187 216V217H186ZM214 216V217H213ZM38 217V218H37ZM139 217V218H138ZM199 217V218H198ZM207 217V218H206ZM37 218V219H36ZM203 218H204V220L205 219H208V220H210L209 222H208V220L206 221H204L203 222ZM212 218V219H211ZM124 219V220H123ZM186 219V220H185ZM189 219V220H188ZM20 220H21V223H20ZM123 220V221H122ZM140 220H142L143 221V223H142V221H140ZM146 220V221H145ZM155 220V221H154ZM156 220H158V221H156ZM184 220H185V222H184ZM202 220V221H201ZM16 221V222H15ZM26 221V222H25ZM40 221V222H39ZM63 221H65V222H63ZM76 221V220H75ZM186 221L188 222V223H190L191 222V224L192 225H190V224H188V223H186ZM192 221H194V222H192ZM216 221V222H215ZM13 224H12V223ZM23 222H24V225H23ZM71 222V223H70ZM123 222V223H122ZM141 222V223H140ZM161 222V221H160ZM197 222V223H196ZM199 222H201V223H199ZM205 222H208L207 224L205 223ZM40 223V224H39ZM68 223L70 224V225H68ZM152 223H154V225L152 224ZM161 223H163V222H161ZM182 223H183V225H182ZM196 225H195V224ZM210 223V224H209ZM78 224V225H77ZM149 224H150V229H148L149 228ZM171 224V225H170ZM181 224V225H180ZM185 224V225H184ZM188 224V225H187ZM206 225V227L208 228L207 229V232H204V231H206V229L205 230H203L202 228H203V225ZM64 226L65 225V227L66 228H70L69 229V231H68V229H66V231L64 230V229H62L63 227H61V226ZM81 225H82V227H81ZM91 225V224H90ZM187 225V226H186ZM205 225H204V227H205ZM44 226V227H43ZM58 226V227H57ZM105 226L107 227V229L105 228ZM128 226V225H127ZM131 226H132V228H134L135 226H134V224H131ZM185 228H184V227ZM197 226V227H196ZM198 226H199V228H198ZM202 226V227H201ZM217 226V225H216ZM254 226V225H253ZM16 227V228H15ZM41 227L42 228H45V229H47V228H50V229H54V232H56L55 233V236L57 237V238H55V236L54 237H52V239L54 240V246L52 247L51 246V244H52V240L51 239H48V238H46L47 240H49V241H52L51 242V244H50V242L48 241V243L50 244H48L49 245V247H48V245L46 244V242L47 241H44V239L42 240V241H44L45 242V244H44V242L42 243V241L40 240L39 242H38V239H36V241H35V238H38V234L37 233H40V231H42V229H41ZM55 227V228H54ZM144 227V228H143ZM146 227V228H145ZM173 227V228H172ZM187 227V228H186ZM218 227H219V224H218ZM14 228V229H13ZM181 228V229H180ZM250 228V227H249ZM105 229V230H104ZM140 230V231H143V230ZM174 229V230H173ZM56 230V231H55ZM107 230V231H106ZM161 230H163V231H161ZM201 230H203L202 231V233L203 234H201ZM62 231V232H61ZM65 231V232H64ZM106 231V232H105ZM149 233H148V232ZM183 231H185V232H183ZM68 232V233H67ZM4 233V234H3ZM70 233V234H69ZM107 235H106V234ZM186 233V234H185ZM211 233H212V235H211ZM58 234V235H57ZM64 234V235H63ZM68 234V235H67ZM72 234V235H71ZM73 234H74V237H72L73 236ZM77 234H80V236L79 235H77ZM103 235V236H100V235ZM183 234L181 235V236H183ZM192 234V235H191ZM214 234V235H213ZM68 237H67V236ZM70 235H71V237H70ZM190 235V236H189ZM194 235V237H192ZM196 235V236H195ZM207 235H208V237H207ZM211 235V236H210ZM36 236V237H35ZM78 236H79V238H78ZM100 236V237H99ZM128 236V235H127ZM143 236H144V234H143ZM205 236V237H204ZM190 237V238H189ZM55 238V239H54ZM68 238V239H67ZM73 238H76V239H74L73 240ZM190 240H189V239ZM58 239V240H57ZM60 239V240H59ZM64 239V240H63ZM81 241H80V240ZM90 239V240H89ZM152 239H154V240H152ZM73 240V241H72ZM76 240V241H75ZM85 240V241H84ZM59 241V242H58ZM61 241H65L64 242V244L61 242ZM69 241V242H68ZM73 243H72V242ZM78 241V243H75V242H77ZM87 241V242H86ZM94 244H96V246H98V248L95 246V245H93V243ZM108 241V242H107ZM154 241V242H153ZM208 241V242H207ZM38 242V243H37ZM56 242V243H55ZM58 242V243H57ZM61 242V243H60ZM67 242V243H66ZM73 244H71V243ZM90 242L92 243V244H90ZM96 242H98L99 244H97ZM170 242V243H169ZM85 243V244H84ZM106 243V244H105ZM161 243H162V245H161ZM44 245V247H43V245ZM83 245V246H81V245ZM90 246H89V245ZM118 244V245H117ZM127 244V245H126ZM41 245V246H40ZM45 245L48 247V249H50V250H48V249H45V250H43V248H45ZM64 245V246H63ZM74 245L75 246H77V245H80L82 248H80V246H78V247H74ZM87 245V246H86ZM111 245V246H110ZM85 246V247H84ZM102 246H104V247H102ZM164 246V247H163ZM172 246V247H171ZM205 246H206V244H205ZM43 247V248H42ZM62 247V248H61ZM63 247H65V248H63ZM84 247V248H83ZM110 247V248H109ZM114 247V248H113ZM163 247V248H162ZM41 248H42V250H41ZM76 248V249H75ZM79 248V249H78ZM88 248V249H87ZM89 248H90V250H89ZM102 248V249H101ZM175 249V250H173V249ZM201 248V249H200ZM264 248V247H263ZM62 249V250H61ZM79 250V252H78V250ZM81 249H82V251H81ZM84 249V250H83ZM118 249V250H117ZM125 249V250H124ZM157 250L154 252V254H156L155 255V259L157 260V259H161L162 261H160V259L159 260H157V261H160V262H162L163 264L164 263H167L168 262V260H167V258H166V255H167V253H163L162 251H161V249H160V247H158V248H156ZM158 249H160V250H158ZM172 249V250H171ZM203 249V250H202ZM61 250V251H60ZM64 250V251H63ZM75 250L77 251V253L79 254H76V252H75ZM94 250V251H93ZM101 250H102V252H101ZM125 252H124V251ZM169 250H171V251H169ZM204 250H205V252H204ZM208 252H207V251ZM91 251V252H90ZM98 253H97V252ZM121 251V252H120ZM160 251V252H159ZM200 251H203V253L201 252L200 253ZM44 252H45V254H44ZM57 252V253H56ZM62 252V253H61ZM68 252V253H67ZM81 252H83L82 254L85 256H83L82 257V254H81ZM96 252V253H95ZM115 252V253H114ZM162 252V253H161ZM208 254H207V253ZM212 252V253H211ZM222 252V253H221ZM229 253H230V251H228ZM228 252H227V254H228ZM36 253V254H35ZM64 253H65V256H64ZM72 253H74L76 256L74 257V256H72L73 254ZM92 253H93V255H92ZM180 253V254H179ZM198 253H200L199 255H198ZM207 254V255H206ZM36 255V256H35ZM43 255H45V256H43ZM67 255H69V256H67ZM72 256V258H71V256ZM89 257H88V256ZM198 255V256H197ZM213 255V256H212ZM215 255V256H214ZM226 255V254H225ZM254 255V254H253ZM252 255V257L253 258H251V261H250V259H249V263L251 262L252 264H253V262L255 263L256 262V264H264V258H263V256L264 255H260V254H258V253H255V256L257 255H259V256H261V259L262 260H258V258L259 257H257L256 256V258H254L255 256H253ZM59 256V257H58ZM62 256V257H61ZM78 256V257H77ZM91 256V257H90ZM93 256V257H94ZM97 256V257H98ZM144 256H145V254H143L142 256H140L139 258L141 259H139V261H142L143 259H144ZM159 256H162V258H164V259H162L161 257H159ZM165 256V257H164ZM186 256H188V257H186ZM192 258H191V257ZM220 256V255H219ZM66 257H70V259H68V258H66ZM88 257V258H87ZM97 257H94L95 258V260H96V258ZM158 257V258H157ZM211 257H212V259H211ZM35 260H34V259ZM37 258H39V259H37ZM84 260H83V259ZM109 258V257H108ZM166 258V259H165ZM183 258V257H182ZM193 258H195V259H193ZM48 259V260H47ZM60 259V260H59ZM67 259V260H66ZM87 259V260H86ZM138 259H137V261H138ZM154 259V260H155ZM169 259V258H168ZM253 259V260H252ZM260 259V258H259ZM37 260V261H36ZM62 260V261H61ZM78 260H79V262H78ZM94 260V261H95ZM99 259L97 258V260L96 261H98ZM163 260H164V262H163ZM165 260H167V261H165ZM185 260V259H184ZM212 260H214V261H212ZM41 261V262H40ZM45 261V262H44ZM66 261H68V262H66ZM84 261V262H83ZM136 261V260H135ZM136 261V262H137ZM157 261H155L156 263L155 264H157ZM33 262V263H32ZM53 262H55V263H53ZM59 262V263H58ZM65 262V263H64ZM78 262V263H77ZM135 262V264H137ZM258 262V263H257ZM61 263V264H62ZM133 264H134V261L132 262ZM131 263V264H132ZM244 264H246V262L244 261L243 262ZM98 264V263H97ZM139 264V263H138ZM141 264H143V263H141ZM217 264V263H216Z\"/></svg>",
  "mask_w": 264,
  "mask_h": 264
}]
</instances>
